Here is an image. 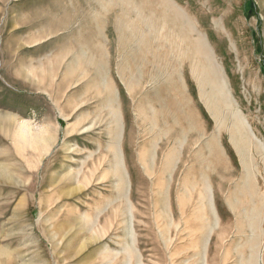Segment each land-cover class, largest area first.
<instances>
[{"label": "rangeland", "instance_id": "374dc122", "mask_svg": "<svg viewBox=\"0 0 264 264\" xmlns=\"http://www.w3.org/2000/svg\"><path fill=\"white\" fill-rule=\"evenodd\" d=\"M0 116L15 264H264V0H0Z\"/></svg>", "mask_w": 264, "mask_h": 264}, {"label": "bare ground", "instance_id": "6f19581e", "mask_svg": "<svg viewBox=\"0 0 264 264\" xmlns=\"http://www.w3.org/2000/svg\"><path fill=\"white\" fill-rule=\"evenodd\" d=\"M1 118H3V120H0V129H3L7 126V124H9L11 118L0 116V119ZM52 135L53 134L51 131H44L43 134H38V138H42L43 144H47L51 140L49 136L52 137ZM3 169L5 168L0 164V180L4 181L6 179H10L9 173ZM0 264H15L13 255L10 251L6 249H0Z\"/></svg>", "mask_w": 264, "mask_h": 264}]
</instances>
